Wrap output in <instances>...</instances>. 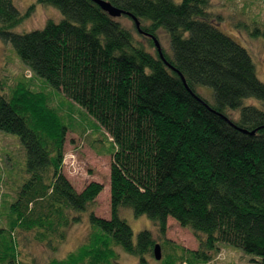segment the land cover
I'll use <instances>...</instances> for the list:
<instances>
[{"label": "trees", "instance_id": "trees-1", "mask_svg": "<svg viewBox=\"0 0 264 264\" xmlns=\"http://www.w3.org/2000/svg\"><path fill=\"white\" fill-rule=\"evenodd\" d=\"M102 1L128 14L131 29L91 0H36L62 19L15 33L35 5L21 15L12 0H0V41L30 72L7 95L0 88V132L18 138L27 175L2 213L0 264H37L22 247L54 254L84 215L83 240L46 264H117L116 248L138 264H211L220 245L264 264V86L250 55L216 28L222 18L209 13L210 0ZM254 26L249 35L264 40V25ZM158 30L168 36V53ZM35 78L51 92L34 91ZM199 87L211 89L213 104ZM57 92L69 114L72 106L83 112L110 143L107 220L93 214L102 186L77 192L62 173L70 128L63 102L52 104ZM250 98L261 107L245 106ZM122 209L146 216L155 235L142 230L134 241ZM168 218L192 234L195 250L165 238Z\"/></svg>", "mask_w": 264, "mask_h": 264}, {"label": "rangeland", "instance_id": "rangeland-1", "mask_svg": "<svg viewBox=\"0 0 264 264\" xmlns=\"http://www.w3.org/2000/svg\"><path fill=\"white\" fill-rule=\"evenodd\" d=\"M172 1L180 3L182 0ZM35 2L36 0H12L14 7L21 15L27 14L29 7L35 5L34 11L29 13V17L25 18L14 30L15 33L41 30L47 20L58 23L62 19L56 9L37 5ZM210 3L209 13L214 17L222 18L220 21L214 19L216 28L248 52L255 67L256 78L264 86V40L261 37L253 38L249 35L255 27V22L264 25V0H210ZM116 20L131 29V22L126 17L121 16ZM132 33L136 38H139L135 31ZM156 37L161 48L168 53L170 47L167 34L163 30H158ZM140 41L143 42V39ZM145 48L150 52L148 47ZM29 77L30 72L18 59L11 45L0 41V88L2 93L7 95L9 89ZM31 88L34 91L42 89L46 93L51 92L38 78L32 81ZM197 92L209 104H213L211 89L199 87ZM51 101L53 105L63 102L58 92L52 93ZM243 104L256 108L261 107L260 103L252 98L244 100ZM69 105V103L63 102L64 107L60 108V115L70 128V132L65 136L62 173L77 192H81L90 182L102 186V192L95 201L93 214L107 220L110 213L109 169L111 159L107 155L110 143L105 139L103 132L95 126L94 121L90 117L84 116L83 112L81 113L72 106V111L69 114L67 112ZM234 113L237 117L238 111ZM92 140L99 143H93ZM25 169L26 154L18 138L0 132V202L2 203L0 204V227H5L6 224L2 214L5 212L6 205L14 201L16 192L27 179ZM119 214L131 228L134 241L136 235L142 230L150 231L155 235L154 225L146 216L134 217L130 209H122ZM83 218L84 221L81 224L69 227L66 240L54 254L33 243L23 246L22 252L31 256L37 264H46L50 258L64 257L68 251L74 249L83 240L87 232L86 215ZM165 238L188 250H195L197 246L192 234L179 227L171 218L167 220ZM116 251L119 254L117 264H138L135 257L125 254L120 248H116ZM253 258V256L245 255L239 248L220 245V250L211 264H256L252 261ZM150 264H155V262L150 261Z\"/></svg>", "mask_w": 264, "mask_h": 264}, {"label": "water", "instance_id": "water-1", "mask_svg": "<svg viewBox=\"0 0 264 264\" xmlns=\"http://www.w3.org/2000/svg\"><path fill=\"white\" fill-rule=\"evenodd\" d=\"M93 3H95L103 12L107 13L109 17L113 19H117L121 17L122 15H126L130 17L128 14H125L121 10L111 6L108 2L102 1V0H91ZM134 21L136 29H138L139 24L134 18H130ZM155 47L157 51L160 53V47L159 44L155 41ZM243 133H246L245 131H242ZM250 135L253 134V132L249 133ZM153 257L155 261H160L161 259V250L159 245H155L153 249Z\"/></svg>", "mask_w": 264, "mask_h": 264}]
</instances>
